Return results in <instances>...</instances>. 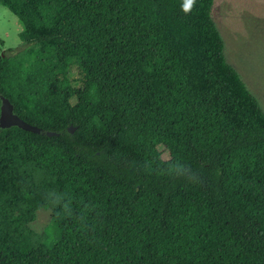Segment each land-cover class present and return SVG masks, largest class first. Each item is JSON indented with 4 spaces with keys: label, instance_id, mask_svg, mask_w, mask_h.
Returning a JSON list of instances; mask_svg holds the SVG:
<instances>
[{
    "label": "trees",
    "instance_id": "obj_1",
    "mask_svg": "<svg viewBox=\"0 0 264 264\" xmlns=\"http://www.w3.org/2000/svg\"><path fill=\"white\" fill-rule=\"evenodd\" d=\"M214 1L0 0V114L60 133L0 128V264H264V111Z\"/></svg>",
    "mask_w": 264,
    "mask_h": 264
},
{
    "label": "rangeland",
    "instance_id": "obj_2",
    "mask_svg": "<svg viewBox=\"0 0 264 264\" xmlns=\"http://www.w3.org/2000/svg\"><path fill=\"white\" fill-rule=\"evenodd\" d=\"M213 19L221 33L228 62L238 71L248 89L257 97L264 111V0H215ZM23 30L18 18L0 7V49L3 54L16 51ZM163 158L169 153L160 147ZM40 214L32 228L42 229L49 220ZM49 230L54 228L48 225Z\"/></svg>",
    "mask_w": 264,
    "mask_h": 264
},
{
    "label": "water",
    "instance_id": "obj_3",
    "mask_svg": "<svg viewBox=\"0 0 264 264\" xmlns=\"http://www.w3.org/2000/svg\"><path fill=\"white\" fill-rule=\"evenodd\" d=\"M2 105H1V114H0V128H10V127H19L22 130L27 132H32L34 134H45L48 137L59 136L60 133L54 131H44L42 128L32 125L20 116L15 114L14 105L10 102L5 96H1ZM76 128L71 126L69 128L70 133H74Z\"/></svg>",
    "mask_w": 264,
    "mask_h": 264
},
{
    "label": "clouds",
    "instance_id": "obj_4",
    "mask_svg": "<svg viewBox=\"0 0 264 264\" xmlns=\"http://www.w3.org/2000/svg\"><path fill=\"white\" fill-rule=\"evenodd\" d=\"M193 2H194V0H193Z\"/></svg>",
    "mask_w": 264,
    "mask_h": 264
},
{
    "label": "snow or ice",
    "instance_id": "obj_5",
    "mask_svg": "<svg viewBox=\"0 0 264 264\" xmlns=\"http://www.w3.org/2000/svg\"><path fill=\"white\" fill-rule=\"evenodd\" d=\"M189 2H190V0H189Z\"/></svg>",
    "mask_w": 264,
    "mask_h": 264
}]
</instances>
